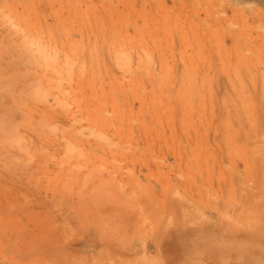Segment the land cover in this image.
I'll return each mask as SVG.
<instances>
[{"label": "rangeland", "instance_id": "obj_1", "mask_svg": "<svg viewBox=\"0 0 264 264\" xmlns=\"http://www.w3.org/2000/svg\"><path fill=\"white\" fill-rule=\"evenodd\" d=\"M262 228L264 0H0V264H264Z\"/></svg>", "mask_w": 264, "mask_h": 264}, {"label": "bare ground", "instance_id": "obj_2", "mask_svg": "<svg viewBox=\"0 0 264 264\" xmlns=\"http://www.w3.org/2000/svg\"><path fill=\"white\" fill-rule=\"evenodd\" d=\"M259 231H261V229L259 230ZM258 231V232H259ZM262 231H264V229L262 228ZM261 231V232H262ZM169 232V231H168ZM255 232V231H254ZM257 232V231H256ZM170 233V232H169ZM183 233V232H182ZM166 234H168V233H166ZM166 236V235H165ZM164 236V237H165ZM182 236V235H181ZM181 236H179V238L181 237ZM163 237V238H164ZM263 238V237H262ZM264 239V238H263ZM181 240H183V239H181ZM180 240V241H181ZM260 240V239H259ZM258 240V242H260ZM23 241H24V239H23ZM26 242V241H25ZM101 242H103V241H101ZM183 242V241H182ZM263 242V241H262ZM92 243H95V242H92ZM99 244V243H98ZM97 244V245H98ZM112 244H115V243H111V241L110 242H108L107 244L106 243H102V244H99V246H100V248L102 249V251H104L103 253L102 252H100L99 253V256H102V255H105V256H107L108 258H110V259H112L113 257H116V256H120L121 258H123V263L124 264H130V262L131 261H133L132 260V255L134 256V255H136L137 253L136 252H138V250L139 249H135V248H131V247H124V248H122V250H120L121 248H113V247H116V246H113L112 247ZM176 244V243H175ZM181 244V243H180ZM263 244V243H262ZM132 245V244H131ZM147 245V244H146ZM162 244L161 243H159V242H157V244H155V252L157 253V254H160V253H162L163 251V248H162V246H161ZM133 246H134V244H133ZM149 246V245H148ZM186 246V245H185ZM257 246V245H256ZM119 247V246H118ZM135 247V246H134ZM138 247V246H137ZM151 247V246H150ZM187 247V246H186ZM139 248V247H138ZM148 248V247H147ZM257 248V247H256ZM262 248V247H261ZM144 249H146V248H144ZM151 249V248H150ZM149 249V250H150ZM146 251H148V249H146ZM165 251V250H164ZM261 251H262V249H261ZM260 251V252H261ZM130 252H132V253H130ZM131 254V255H130ZM253 255V254H252ZM250 258V257H249ZM244 259V258H243ZM252 259H254V257L252 258ZM251 259V260H252ZM258 259V258H257ZM257 259L255 258V260L257 261ZM261 259V258H260ZM238 260H241L240 258L238 259ZM247 260V259H246ZM250 260V259H249ZM262 261H264V260H262ZM258 262V261H257ZM245 263H247V262H245ZM249 263V262H248ZM253 263V262H252ZM250 264V263H249Z\"/></svg>", "mask_w": 264, "mask_h": 264}]
</instances>
